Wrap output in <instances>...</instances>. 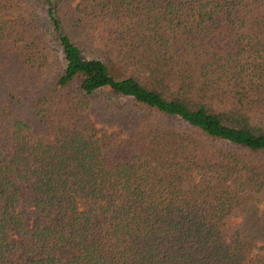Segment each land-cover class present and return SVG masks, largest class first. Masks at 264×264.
Masks as SVG:
<instances>
[{"label": "trees", "instance_id": "trees-1", "mask_svg": "<svg viewBox=\"0 0 264 264\" xmlns=\"http://www.w3.org/2000/svg\"><path fill=\"white\" fill-rule=\"evenodd\" d=\"M0 53L36 89L0 109V264H264L227 225L264 203L261 3L0 0ZM100 89L137 113L122 158Z\"/></svg>", "mask_w": 264, "mask_h": 264}, {"label": "rangeland", "instance_id": "rangeland-1", "mask_svg": "<svg viewBox=\"0 0 264 264\" xmlns=\"http://www.w3.org/2000/svg\"><path fill=\"white\" fill-rule=\"evenodd\" d=\"M249 2L250 0H244ZM264 7V0H256ZM53 55L45 69L43 75L49 79L61 65L62 59L58 48L53 47ZM39 83L38 85H41ZM35 87L30 83L17 66L0 53V109H6L10 113V119H24L32 122L28 113L27 104ZM98 97L99 103L92 106L89 113L91 124L99 133L110 135L112 145L110 155L114 158L125 156L126 149L129 147V138L131 136L130 123L137 115L136 111L131 109L128 102L122 96L110 92L108 89H100ZM118 102L124 105L122 110H114L111 103ZM261 201L257 208L251 209L246 215L232 216L228 219L227 225L230 230L237 229L240 225L251 236H262L260 228L264 224V206ZM244 219V220H243ZM261 220V221H260ZM264 252V241L257 239L252 250V254Z\"/></svg>", "mask_w": 264, "mask_h": 264}]
</instances>
